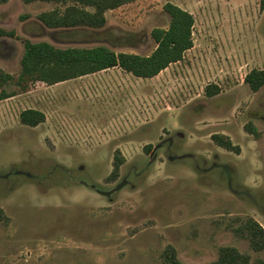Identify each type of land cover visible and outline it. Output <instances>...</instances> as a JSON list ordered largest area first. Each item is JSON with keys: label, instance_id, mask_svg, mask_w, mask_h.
<instances>
[{"label": "rangeland", "instance_id": "obj_1", "mask_svg": "<svg viewBox=\"0 0 264 264\" xmlns=\"http://www.w3.org/2000/svg\"><path fill=\"white\" fill-rule=\"evenodd\" d=\"M167 2L194 15V45L129 106L123 91L75 96L42 82L0 100V264H168L169 247L203 264L226 245L264 264L241 232L249 220L264 228V86L244 81L264 67L260 0H134L108 9L102 27L68 28L39 18L63 4L0 2V25L17 34L0 37V66L19 72L24 38L150 54L152 29L170 23ZM208 84L219 93L206 95ZM29 107L46 120L22 124ZM215 133L240 151L219 146Z\"/></svg>", "mask_w": 264, "mask_h": 264}, {"label": "trees", "instance_id": "obj_2", "mask_svg": "<svg viewBox=\"0 0 264 264\" xmlns=\"http://www.w3.org/2000/svg\"><path fill=\"white\" fill-rule=\"evenodd\" d=\"M8 0H0L4 3ZM32 2L36 0H25ZM63 4L64 7H55L43 11L39 18L47 27H102L107 21L105 15L108 9H114L122 4L134 0H43ZM264 8V0H260ZM92 7L93 10L88 9ZM164 9L170 14V23L167 27H155L151 35L156 41V47L150 54L142 55L136 52L115 51L106 45L92 47H59L47 40L33 41L23 39V53L20 60L19 72L12 73L0 66V100L15 96L29 90L33 83L42 82L52 85L71 78L93 73L99 70L119 66L136 76L152 77L167 68L170 64L184 58L185 52L193 47L194 15L187 9L167 2ZM15 29L0 26V37L16 36ZM245 83L253 91L264 86V67L252 68L244 78ZM220 88L215 84H208L205 93L213 96L219 93ZM20 122L29 126H37L46 120L45 113L37 108L29 107L20 112ZM246 129L256 134L252 123ZM212 139L219 146L239 152L240 147L233 143L231 138L221 133L212 135ZM151 144L147 149H151ZM124 161L121 152L115 154L114 170L118 171ZM4 211L0 207V219L4 218ZM242 234H247L255 250H264V228L256 221L249 220L241 228ZM168 264H185L180 261L172 247L166 250ZM250 255L243 253L234 246H222L215 260L203 264H250Z\"/></svg>", "mask_w": 264, "mask_h": 264}, {"label": "crops", "instance_id": "obj_3", "mask_svg": "<svg viewBox=\"0 0 264 264\" xmlns=\"http://www.w3.org/2000/svg\"><path fill=\"white\" fill-rule=\"evenodd\" d=\"M161 72H159L157 75L152 77H141V76H136L133 73L122 69L119 66H114L108 69L99 70L93 73L85 74L62 82H58L50 86H60V84H65L66 86L65 89H68L67 90L68 93L73 94L75 96L77 95L81 96L82 93L91 94L92 89L95 92L99 91L100 89L103 90V88H107L112 91H118V92L123 91L125 96L123 98L122 104L129 106V104L132 103L133 101L132 98H134V95L137 94L139 97H141V95H144L145 93L144 91H146L149 88H153L152 82L155 80V78H157L160 75ZM89 78L91 79L95 78L93 84L86 83V80H88ZM130 94L132 97H130ZM142 100L144 102L143 96L141 98V101ZM75 121L76 122L73 121V125L75 127L74 129L80 130L81 126L83 125V122L79 120H75ZM93 128L95 129V126H93Z\"/></svg>", "mask_w": 264, "mask_h": 264}, {"label": "water", "instance_id": "obj_4", "mask_svg": "<svg viewBox=\"0 0 264 264\" xmlns=\"http://www.w3.org/2000/svg\"><path fill=\"white\" fill-rule=\"evenodd\" d=\"M118 188V187H117ZM116 188V189H117ZM116 189H113V190H111V191H108V192H103L104 194H109V193H111V192H113L114 190H116Z\"/></svg>", "mask_w": 264, "mask_h": 264}]
</instances>
